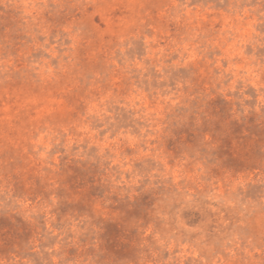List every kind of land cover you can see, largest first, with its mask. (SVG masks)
I'll return each instance as SVG.
<instances>
[{"label":"rangeland","instance_id":"obj_1","mask_svg":"<svg viewBox=\"0 0 264 264\" xmlns=\"http://www.w3.org/2000/svg\"><path fill=\"white\" fill-rule=\"evenodd\" d=\"M0 264H264V0H0Z\"/></svg>","mask_w":264,"mask_h":264}]
</instances>
